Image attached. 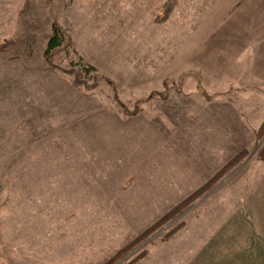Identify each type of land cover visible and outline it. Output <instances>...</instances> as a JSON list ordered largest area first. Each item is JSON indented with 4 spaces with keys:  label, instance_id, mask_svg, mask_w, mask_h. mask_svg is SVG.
I'll use <instances>...</instances> for the list:
<instances>
[{
    "label": "rangeland",
    "instance_id": "374dc122",
    "mask_svg": "<svg viewBox=\"0 0 264 264\" xmlns=\"http://www.w3.org/2000/svg\"><path fill=\"white\" fill-rule=\"evenodd\" d=\"M167 1L0 0V264H187L213 242L228 264L264 240V78L249 50L204 71V8L156 24Z\"/></svg>",
    "mask_w": 264,
    "mask_h": 264
},
{
    "label": "crops",
    "instance_id": "0c3cea01",
    "mask_svg": "<svg viewBox=\"0 0 264 264\" xmlns=\"http://www.w3.org/2000/svg\"><path fill=\"white\" fill-rule=\"evenodd\" d=\"M178 1L180 3L182 0ZM195 2L194 4L193 0H185L186 4H178V9L184 7L210 10L206 13H202V10L200 13L203 15L200 30L190 32V39L200 42L204 59L199 61L205 65L202 66L204 71L209 73L212 70L210 65H235L240 62L244 51L249 50L251 56L249 54L247 56L250 57V62L247 58L244 60L245 63H249L247 65L249 73L257 78H264V0H195ZM211 36H214L212 42L209 41ZM195 47L198 48L199 44L196 43ZM240 238L242 240L234 242L243 243V246L238 244V247L233 249L230 254L232 262L228 264H264V240L252 241L244 234L240 235ZM223 243L220 247L215 246L217 242L206 246L187 264H218L217 250L222 248ZM213 249H216L217 256H212ZM137 264L165 263L146 257Z\"/></svg>",
    "mask_w": 264,
    "mask_h": 264
},
{
    "label": "trees",
    "instance_id": "16d2710c",
    "mask_svg": "<svg viewBox=\"0 0 264 264\" xmlns=\"http://www.w3.org/2000/svg\"><path fill=\"white\" fill-rule=\"evenodd\" d=\"M176 7V0H168L164 6L162 7V10L158 17L155 18L154 22L156 24H164L166 23L172 12L174 11ZM63 43V37L59 33V30L56 28H53L52 36L48 42L47 49L45 51V57H51L52 53L57 50L59 47H61ZM264 134V121L262 123V126L260 127L258 131V135L262 136ZM245 157V152H241L237 154L232 160H230L224 168H222L219 173H217L210 181H208L206 184H204L202 187H200L198 190L193 192L191 195L185 198L182 202H180L174 209H172L170 212L167 213V215L159 220L157 223H155L149 230L143 233V236H140L138 240L144 237V234H150L154 231H156L159 227L163 226L166 222L172 220L178 213H180L182 210L187 208L189 205H191L194 201H196L198 198H200L202 195H204L207 191H209L218 180H220L230 169H232L236 164H238L240 161L243 160ZM260 159H264V146L260 153ZM125 252L120 251L115 254V256L107 263V264H114L119 259L124 257ZM143 257V254L136 257L134 260L130 261L127 264H137Z\"/></svg>",
    "mask_w": 264,
    "mask_h": 264
}]
</instances>
